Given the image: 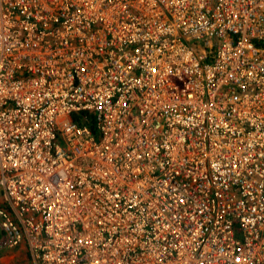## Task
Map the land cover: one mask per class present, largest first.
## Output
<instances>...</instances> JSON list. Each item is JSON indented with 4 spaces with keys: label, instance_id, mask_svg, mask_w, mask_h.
I'll list each match as a JSON object with an SVG mask.
<instances>
[{
    "label": "built area",
    "instance_id": "2783aa9c",
    "mask_svg": "<svg viewBox=\"0 0 264 264\" xmlns=\"http://www.w3.org/2000/svg\"><path fill=\"white\" fill-rule=\"evenodd\" d=\"M0 241L264 264V0H0Z\"/></svg>",
    "mask_w": 264,
    "mask_h": 264
},
{
    "label": "rangeland",
    "instance_id": "374dc122",
    "mask_svg": "<svg viewBox=\"0 0 264 264\" xmlns=\"http://www.w3.org/2000/svg\"><path fill=\"white\" fill-rule=\"evenodd\" d=\"M0 264H32L23 245L7 247L0 241Z\"/></svg>",
    "mask_w": 264,
    "mask_h": 264
},
{
    "label": "trees",
    "instance_id": "16d2710c",
    "mask_svg": "<svg viewBox=\"0 0 264 264\" xmlns=\"http://www.w3.org/2000/svg\"><path fill=\"white\" fill-rule=\"evenodd\" d=\"M82 123L87 124L91 129H93V122L91 115H88L87 119L82 121Z\"/></svg>",
    "mask_w": 264,
    "mask_h": 264
},
{
    "label": "crops",
    "instance_id": "0c3cea01",
    "mask_svg": "<svg viewBox=\"0 0 264 264\" xmlns=\"http://www.w3.org/2000/svg\"><path fill=\"white\" fill-rule=\"evenodd\" d=\"M27 251V250H26ZM27 254H28V252H27ZM28 257H29V255H28Z\"/></svg>",
    "mask_w": 264,
    "mask_h": 264
}]
</instances>
